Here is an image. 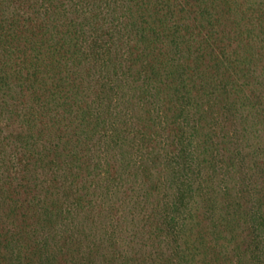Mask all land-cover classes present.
I'll return each mask as SVG.
<instances>
[{
  "label": "trees",
  "instance_id": "16d2710c",
  "mask_svg": "<svg viewBox=\"0 0 264 264\" xmlns=\"http://www.w3.org/2000/svg\"><path fill=\"white\" fill-rule=\"evenodd\" d=\"M0 264H264V0H0Z\"/></svg>",
  "mask_w": 264,
  "mask_h": 264
}]
</instances>
